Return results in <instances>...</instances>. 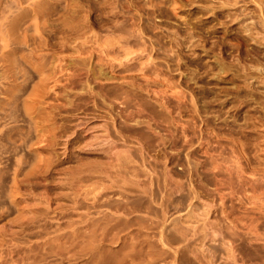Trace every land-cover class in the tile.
I'll return each mask as SVG.
<instances>
[{
    "label": "rangeland",
    "instance_id": "rangeland-1",
    "mask_svg": "<svg viewBox=\"0 0 264 264\" xmlns=\"http://www.w3.org/2000/svg\"><path fill=\"white\" fill-rule=\"evenodd\" d=\"M34 1L0 0V264H264V0Z\"/></svg>",
    "mask_w": 264,
    "mask_h": 264
},
{
    "label": "bare ground",
    "instance_id": "bare-ground-1",
    "mask_svg": "<svg viewBox=\"0 0 264 264\" xmlns=\"http://www.w3.org/2000/svg\"><path fill=\"white\" fill-rule=\"evenodd\" d=\"M46 1H47V0H46ZM46 1L43 0V1H40V3H37V2H39V1L35 0L34 2H32V3L34 4V8H35V10L38 11V9H36V8L39 7V4H40V5H41L42 3H45V4H46ZM48 1H49V0H48ZM90 1H91V0H90ZM96 1H97V0H96ZM100 1H101V0H98V2H100ZM105 1H107V0H105ZM141 1H142V0H141ZM141 1L139 2L138 0H132V1L130 0V3L133 2V3L136 5V7L139 6V8H138V7H137V8L140 10V8H143V4H141ZM146 1H147V0H146ZM162 1L164 2V0H162ZM178 1H179V0H171V1L169 2V3H170L169 5L175 6V4H176ZM184 1H186V0H184ZM224 1H225V0H224ZM257 1H258V0H257ZM261 1H262V0H261ZM261 1L259 0L258 3H259V2L261 3ZM49 2L51 3V5L49 4L51 7H52V6H56V7H57L58 4H59V0H51V1H49ZM60 2H61V1H60ZM91 2H92V1H91ZM91 2H89L88 4H90ZM102 2H104V1L102 0ZM102 2H101V3H102ZM109 2H110V1H109ZM109 2L107 1L106 3L109 4ZM150 2H151V4H152V6L154 5V7H155V5H157V4H158L159 2H161V1L158 2V1H155V0H150ZM35 3H37L38 5L35 4ZM62 3H63V2H62ZM67 3H69V2H67ZM67 3H66V4H67ZM74 3H75V2H74ZM74 3H73V5H74V8H75V9H74V8H73V9H74L75 11L72 9V10H73V11H72V12H73V16L76 14L75 12H76L77 10L80 9V6H78V4H77V6H78V8H77V7H75V6H76V5H75L76 3H75V4H74ZM101 3L97 4V6H98V5H103V4H104V3H102V4H101ZM147 3H148V2H147ZM236 3H238V0H226L225 2H223V4H222V2H221V5H218V6H219V7H218L219 10L216 9V11H215V13L217 14L216 16H217L218 20H220V15H221L222 11L224 10L223 7H224L225 5H235ZM260 3H259V4H260ZM66 4H63V5L65 6ZM69 4H71V3H69ZM92 4H93V5L95 4V6H94V8H95V7H96V2H94V3L92 2ZM108 4H107V5H108ZM131 4H132V3H131ZM131 4H130V5H131ZM151 4H150V5H151ZM30 5H31V4H30ZM42 5H43V4H42ZM73 5L71 4V6H73ZM90 5H91V4H90ZM93 5H92V6H93ZM158 5H159V4H158ZM260 5H262V3H261ZM32 6H33V5H31V8H32ZM35 6H36V7H35ZM45 6H46V5L41 6V7H45ZM81 6H84V5H81ZM92 6H91V7H92ZM262 6H263V5H262ZM41 7H40V8H41ZM98 7H99V6H98ZM102 7H103V6H102ZM216 7H217V6H216ZM263 7H264V6H263ZM62 8H63V7H62ZM62 8H61V11H57V10H59L60 8H59V9L56 8L57 10H53V11H57V12H59V13H55V12H54L55 14H57V15H56L57 17H59V15L61 14V12H62ZM94 8H92V9L94 10ZM134 8H135V6H134ZM29 9H30V8H29ZM32 9H33V8H32ZM32 9H31V10H32ZM41 9H42V11H43V8H41ZM41 9H40V10H41ZM53 9H55V8H53ZM76 9H77V10H76ZM82 9H84V8L81 7V11H82ZM89 9L91 10L90 6H89ZM100 9H101V8H100ZM104 9H105V8H103V10H102V9H101V10H102V11H105ZM138 9H137V10H138ZM144 9H145V7H144ZM207 9H208V8H207ZM209 9L211 10V8H209ZM213 9H214V8H213ZM33 10H34V9H33ZM33 10H32V12H33V13H34V12L36 13V11H35V10L33 11ZM40 10H39V11H40ZM64 10H65V9L63 8V12L65 13L66 11H64ZM90 10H87V11L89 12ZM93 10H92V11H93ZM95 10H96V9H95ZM101 10H100V12H99V13H100V14H99L100 16H102V14H101L102 11H101ZM139 10H138V11H139ZM263 10H264V8H263ZM39 11H38V12H39ZM42 11H41V13H43V16H44V17L46 16V14H47V15H49V14L51 15V14H52V13H50V12H48V11L45 10V11L48 12L49 14L46 13V14L44 15L45 12H44V11L42 12ZM49 11H50V10H49ZM70 11H71V9H70ZM81 11H78V12H81ZM83 11H84V10H83ZM97 11H99V10L97 9ZM142 11H144V10H142ZM151 11H152V10L148 8V9L145 10V12H146L147 14H145V13L142 12L143 14L146 15V17H147V15H148V17L146 18V19H148V20H149V17H150V13H151ZM38 12H37V13H38ZM213 12H214V11H213ZM41 13L39 12L38 14H41ZM74 13H75V14H74ZM102 13H103V12H102ZM129 13H130V11H129ZM142 13H141V15L143 16ZM228 13H229L228 15L230 16L231 19H233V18H238V16H239V13H235V12H233V13L228 12ZM241 13H242V12H241ZM58 14H59V15H58ZM62 14H63V13H62ZM62 14L60 15V17L62 16ZM77 14H78V13H77ZM77 14H76V15H77ZM79 14H80V13H79ZM81 14L83 15V17H82V16H77V17H80V18L82 17L83 20H84V14H83V13H81ZM81 14H80V15H81ZM89 14H90V12H89ZM91 14H92V13H91ZM96 14H97V13H96ZM103 14H104V13H103ZM52 15H53V14H52ZM66 15H68V14H66ZM93 15H94V14H93ZM135 15H136V14H135ZM135 15H134V16H135ZM138 15H139V14H138ZM138 15H137V16H138ZM141 15H140V16H141ZM32 16H33V19H35L38 15L34 14V15H32ZM34 16H35V18H34ZM41 16H42V14H41ZM41 16H40V17H41ZM85 16H86V15H85ZM140 16H139V17H140ZM38 17H39V16H38ZM47 17H49V16H47ZM50 17H51V16H50ZM50 17H49V18H50ZM60 17H59V20H60V21L62 22V24H63L62 17H61V18H60ZM65 17H66V16H65ZM97 17H98V16H97ZM261 17H263V15H261ZM53 18H54V17L52 16V19H53ZM82 18H81V19H82ZM93 18H95V16H94ZM137 18H138V17H137ZM263 18H264V17H263ZM263 18H261V19H263ZM57 19H58V18H57ZM72 19H74V18H72ZM72 19H71V20H72ZM76 19H77V18H76ZM78 19H79V18H78ZM138 19H140V18H138ZM142 19H143V17H142ZM53 20H54V19H53ZM59 20H58V21H59ZM66 20H67V22H68V17H67ZM83 20H82V22H83ZM99 20H100V19H99ZM99 20H98V21H99ZM140 20H141V19H140ZM64 21H65V20H64ZM76 21H77V20H76ZM84 21H86V20H84ZM225 21H226V20H225ZM258 21H259V23L261 24L260 20H258ZM262 21H263V23H264V20H262ZM67 22H66V23H67ZM71 22H72V21H71ZM82 22H81V23H82ZM148 22H149V21H148ZM55 23H56V22H55ZM58 23H60V22H58ZM58 23H57V25H56V24H55V25L58 26V25H59ZM78 23H80V21H79ZM84 23L86 24V22H84ZM140 23H142V22H140ZM253 23H254V26H250V24H247V23H246V24L243 26L244 31H245V30H246V31L250 30V33H249L250 35H249V36H250L251 38H256V37H257V41L259 40V41H260V42H259L260 44H261V43H264V42H263V40H264V31H263V33L261 34V36H260V35H259V36H256V35L260 34V33L262 32V30L259 31L260 28L258 27L257 22L253 21ZM35 24H36V25H35V26H36L35 29H36V28H38V26H37L38 24H37V23H35ZM51 24H52V23H51ZM74 24H75V23H74ZM149 24L152 25V23H149ZM52 25H54V24H52ZM55 25H54V27H55ZM63 25H64V27H65V23H64ZM69 25H70V24H69ZM79 25H83V26H84V24H79ZM142 25H143V24H142ZM142 25H141V26H142ZM262 25H263V24H261V26H262ZM70 26H71V25H70ZM70 26H68V27H70ZM75 26H76V25H75ZM86 26H87V25H86ZM123 26H124V25H123ZM261 26H260V27H261ZM66 27H67V25H66ZM66 27H65V29H66ZM121 27H122V26H121ZM121 27H120V28H121ZM124 27H125V26H124ZM124 27H123V28H124ZM150 27H151V26H150ZM263 27H264V26H263ZM263 27H262L261 29H263ZM71 28H72V27H71ZM76 28H77V26H76ZM84 28H85V27H84ZM126 28H127V27H126ZM142 28H143V27H142ZM144 28L147 29V27H144ZM258 28H259V29H258ZM66 30H67V29H66ZM73 30H74V29H73ZM81 30H82V29H81ZM126 30H128V29H126ZM144 30H145V29H144ZM144 30H143V31H144ZM36 31H38V29H37ZM74 31L76 32V30H74ZM79 31H80V30H79ZM79 31H78L77 33H80ZM82 31H83V30H82ZM121 31H122V30H121ZM123 31H124V29H123ZM143 31L141 30V33H142ZM147 31H148V30H147ZM147 31H146V32H147ZM68 32H71V29H70V31H68ZM259 32H260V33H259ZM38 33H39V32H38ZM82 33H83V32H82ZM132 33H133V32H132ZM34 34H35V33H34ZM72 34H73V33H72ZM128 34H129V33H128ZM35 35H37V33H36ZM130 36H131V35H130ZM154 36H155V35H154ZM255 36H256V37H255ZM132 37L134 38V36H132ZM132 37H131V38H132ZM133 38L130 39V37H129L128 39H130V40H135V39H133ZM156 38H157V37H156ZM245 38H246V37H245ZM259 38H260L261 40H260ZM246 39H247V38H246ZM112 40H113V39H112ZM112 40L110 41L111 43H112ZM117 40H118V39H117ZM155 40H156V39H155ZM108 41H109V40H108ZM108 41H107V42H108ZM127 41H128V40H127ZM127 41H126V42H127ZM159 41H160V39H159ZM101 42H102V41H100L99 43L102 45ZM107 42H105V43H107ZM113 42H114V40H113ZM131 42H133V41H131ZM135 42H139V44H140V41H137V39H136ZM135 42H133L132 44L130 43V45L133 46V44H134V45L137 44V43H135ZM151 42H152V40H151ZM161 42H162V40H161ZM61 43H62V42H61ZM61 43H60V44H61ZM128 43H129V42H127L126 44H123V45H127V47L124 46L122 52H121V48H116L117 46L114 47V46H113L114 43H113V45H111V47H110V45H109V46H107L106 48H103V49L101 50V52L99 51L98 53H99V54L101 53V55H99V54L97 53L98 55L96 56L97 58H95V59H96V60L98 59V60H101V61H102V59H103V57H101L102 54H103L102 52L107 53V55H111V54L113 55V53H114V56H117L118 54L123 53V54H125V55L127 56V58H128V55L131 53V50H129V49H131V47H130V48L128 47ZM62 44H63V43H62ZM62 44H61V45H62ZM82 44H83V43H81L80 45H82ZM63 45H65V44H63ZM101 45H100V47H101ZM103 45H104V44H103ZM105 45H108V43L105 44ZM120 45H121V44H120ZM82 46H83V48H84V45H82ZM85 46H86V45H85ZM87 46H88V45H87ZM77 47H78V46H77ZM88 47H89V46H88ZM88 47H87V48H88ZM98 47H99V46H98ZM100 47H99V48H100ZM128 48H129V49H128ZM75 49H76V48H75ZM85 49H86V48H85ZM88 49H89V48H88ZM80 50L83 51L82 48H81ZM80 50H79V51H80ZM75 51H76V50H75ZM84 51H85V50H84ZM88 51H89V50H88ZM88 51H87V52H88ZM90 51H92V50L90 49ZM90 51H89V52H90ZM94 51H95V50H94ZM94 51H93V52H94ZM132 51H134V50H132ZM85 52H86V51H85ZM87 52H86V53H87ZM96 52H97V51H96ZM110 53H111V54H110ZM79 54H80V53H79ZM88 54H89V53H88ZM90 54H92V53L90 52ZM115 54H116V55H115ZM123 54H122V55H123ZM104 55H105V54H104ZM112 55H111V56H112ZM125 55H124V56H125ZM134 55H135V54H133V55H131V56L134 57ZM90 56H91V55H90ZM90 56H89V57H90ZM120 56H121V54H120ZM107 57H108V56H107ZM133 57L128 58L129 61H126V62H125V60H126L127 58L125 57V60H124V59H123L124 57L122 56V59H123L124 61H123V62H120V63H119V61H118V62H116V63L120 64V66H122L121 64H124V63H125L124 65H125V69H126V70L133 69V68H134L133 66L136 65V64L134 65L133 63L130 62V59H131V61H132V58H133ZM258 57H259V56H258ZM101 58H102V59H101ZM109 58H110V57H109ZM111 58H113V57H111ZM114 58H115V57H114ZM134 58H135V57H134ZM104 59H106V58H104ZM115 59H116V58H115ZM256 59H257V58H256ZM111 60H112V59H111ZM111 60L108 59L109 62H107V65H108L112 70H115L114 72H116V71L121 72L123 69H118V68L116 69L117 64L113 63V61H111ZM133 60H134V59H133ZM101 61H100V63H101ZM114 61H115V60H114ZM259 61H260V60L256 61L257 64H260V63H261V62L259 63ZM103 62H104V61H103ZM132 62H134V61H132ZM104 63H105V62H104ZM134 63H135V62H134ZM88 65H89V64H88ZM99 65H100V64H99ZM99 65H98V66H99ZM104 66H105V64H104ZM120 66H119V67H120ZM258 66H259V65H258ZM94 67H96V66H94ZM102 67H103V66L100 65V69H99L100 71L102 70ZM122 67H123V66H122ZM262 67L264 68L263 63H262ZM106 68H107V67H105V69H106ZM123 68H124V67H123ZM135 68H136V67H135ZM135 68H134V69H135ZM140 68H142V67H140ZM258 68H259V67H258ZM260 68H261V64H260ZM263 68H262V69H263ZM96 69H97V68H96ZM134 69H133V70H134ZM142 69H143V68H142ZM219 70H220V69H219ZM91 71H92V70H91ZM129 71H130V70H129ZM111 72H112V71H111ZM94 73H96V72H94ZM97 73H98V72H97ZM263 73H264V72H263ZM114 75H115V74H114ZM263 76H264V74H263ZM263 76H262V77H263ZM258 77H259V76H258ZM255 78H256V77H255ZM263 79H264V77H263ZM263 81H264V80H263ZM121 90H122V89H121ZM133 92L136 93V91H133ZM127 94H129V93H127ZM111 226H113V225H111ZM111 226H110V227H111ZM112 228H114V227H112ZM123 262H124V261H123ZM124 263H125V262H124ZM134 263H135V262H134ZM134 263H133V264H134ZM117 264H118V263H117ZM127 264H128V263H127ZM135 264H137V263H135ZM146 264H147V263H146ZM149 264H150V263H149Z\"/></svg>",
    "mask_w": 264,
    "mask_h": 264
}]
</instances>
